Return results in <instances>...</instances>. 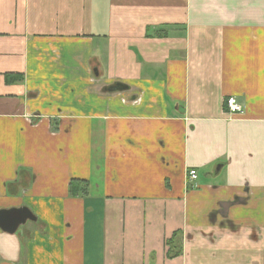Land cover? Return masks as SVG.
<instances>
[{
  "label": "crops",
  "instance_id": "1",
  "mask_svg": "<svg viewBox=\"0 0 264 264\" xmlns=\"http://www.w3.org/2000/svg\"><path fill=\"white\" fill-rule=\"evenodd\" d=\"M24 207L0 264H264V0H0V210Z\"/></svg>",
  "mask_w": 264,
  "mask_h": 264
},
{
  "label": "water",
  "instance_id": "2",
  "mask_svg": "<svg viewBox=\"0 0 264 264\" xmlns=\"http://www.w3.org/2000/svg\"><path fill=\"white\" fill-rule=\"evenodd\" d=\"M119 89H126L120 86ZM28 221H36L35 215L26 207L10 210H0V228L10 234L17 232L20 226Z\"/></svg>",
  "mask_w": 264,
  "mask_h": 264
},
{
  "label": "built area",
  "instance_id": "3",
  "mask_svg": "<svg viewBox=\"0 0 264 264\" xmlns=\"http://www.w3.org/2000/svg\"><path fill=\"white\" fill-rule=\"evenodd\" d=\"M226 112L229 115H238L243 113V107L239 104L236 98H228L226 101ZM198 172L196 170H190L188 172L189 182H196L198 180Z\"/></svg>",
  "mask_w": 264,
  "mask_h": 264
},
{
  "label": "trees",
  "instance_id": "4",
  "mask_svg": "<svg viewBox=\"0 0 264 264\" xmlns=\"http://www.w3.org/2000/svg\"><path fill=\"white\" fill-rule=\"evenodd\" d=\"M17 80H23V77H20V78H18ZM86 187H87V184H85V187H84V189H79L78 190V192H77V189H76V184L75 183H72V186H71V195L73 196V197H75V196H78L80 193H82V194H84V193H86Z\"/></svg>",
  "mask_w": 264,
  "mask_h": 264
}]
</instances>
